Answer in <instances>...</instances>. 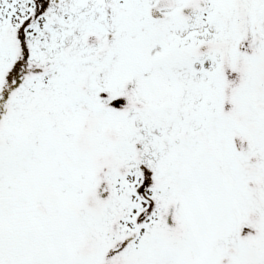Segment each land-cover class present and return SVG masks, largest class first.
<instances>
[{"label":"snow or ice","instance_id":"obj_1","mask_svg":"<svg viewBox=\"0 0 264 264\" xmlns=\"http://www.w3.org/2000/svg\"><path fill=\"white\" fill-rule=\"evenodd\" d=\"M0 264H264V0H0Z\"/></svg>","mask_w":264,"mask_h":264}]
</instances>
